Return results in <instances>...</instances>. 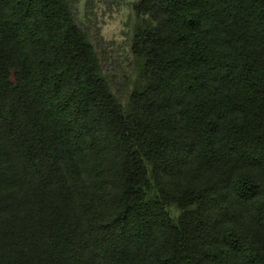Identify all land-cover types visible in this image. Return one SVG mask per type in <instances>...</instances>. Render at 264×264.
<instances>
[{
    "label": "trees",
    "instance_id": "16d2710c",
    "mask_svg": "<svg viewBox=\"0 0 264 264\" xmlns=\"http://www.w3.org/2000/svg\"><path fill=\"white\" fill-rule=\"evenodd\" d=\"M134 9L124 106L76 0H0V264H264V0Z\"/></svg>",
    "mask_w": 264,
    "mask_h": 264
},
{
    "label": "rangeland",
    "instance_id": "374dc122",
    "mask_svg": "<svg viewBox=\"0 0 264 264\" xmlns=\"http://www.w3.org/2000/svg\"><path fill=\"white\" fill-rule=\"evenodd\" d=\"M139 0H76V14L95 46L114 95L126 106L139 80L140 61L132 53L135 30L142 24L136 14ZM172 217L178 215L169 207Z\"/></svg>",
    "mask_w": 264,
    "mask_h": 264
}]
</instances>
